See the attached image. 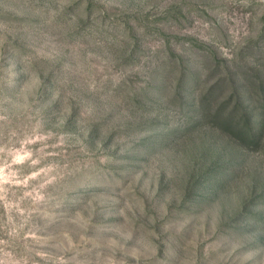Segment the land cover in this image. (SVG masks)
Listing matches in <instances>:
<instances>
[{
  "label": "rangeland",
  "instance_id": "rangeland-1",
  "mask_svg": "<svg viewBox=\"0 0 264 264\" xmlns=\"http://www.w3.org/2000/svg\"><path fill=\"white\" fill-rule=\"evenodd\" d=\"M0 264H264V0H0Z\"/></svg>",
  "mask_w": 264,
  "mask_h": 264
}]
</instances>
